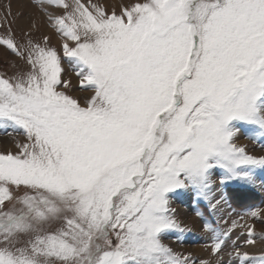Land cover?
Instances as JSON below:
<instances>
[{"label":"snow or ice","instance_id":"6c2138e0","mask_svg":"<svg viewBox=\"0 0 264 264\" xmlns=\"http://www.w3.org/2000/svg\"><path fill=\"white\" fill-rule=\"evenodd\" d=\"M36 2L92 94H67L47 37H0L29 66L0 76V133L23 137L0 152V264H195L163 243L185 231L171 195L191 188L211 203L214 169L221 184L264 169L234 142L241 124L264 136V0H137L119 13ZM204 228L218 255L230 230Z\"/></svg>","mask_w":264,"mask_h":264},{"label":"rangeland","instance_id":"374dc122","mask_svg":"<svg viewBox=\"0 0 264 264\" xmlns=\"http://www.w3.org/2000/svg\"><path fill=\"white\" fill-rule=\"evenodd\" d=\"M68 2L72 3V0ZM90 2L103 5L109 13L113 9L119 13L122 7L129 6L137 0H118L114 4L109 0H81L85 5ZM48 10L56 15H61L64 11L52 7ZM9 31L18 45L25 44L29 39L44 43V38L47 37V46L55 48L62 57V66L65 69L62 78L70 81V87L64 90L81 103L85 97L91 96V90L81 87L80 77L72 70L67 58L63 57L64 40L52 26L48 15L41 11L36 0H0V37L7 35ZM28 67L24 59L12 53L6 46L0 45V76L11 77L22 69L27 70ZM239 129L234 142L244 147L249 155L264 156V136L250 125L241 124ZM17 140H23V137L0 133V152L8 150L15 152ZM253 173V184L237 180L221 184L224 172L220 168L214 169L212 172L214 198L211 203L197 197L191 188L176 190L170 197V206L174 209L176 220L185 231L167 232L163 243L178 253L190 255L195 264H201V261L207 264H241L235 255L237 250L248 253L250 257L264 256V239L261 238L264 236V220L247 215L251 210L264 209V169L255 168ZM221 195H224L225 200L213 208L212 205ZM197 211L201 215H196ZM206 223L216 229L230 230L223 250L218 255L211 252L212 234L204 228ZM249 226L254 233L253 244L246 243ZM246 264L256 262L249 260Z\"/></svg>","mask_w":264,"mask_h":264},{"label":"bare ground","instance_id":"6f19581e","mask_svg":"<svg viewBox=\"0 0 264 264\" xmlns=\"http://www.w3.org/2000/svg\"><path fill=\"white\" fill-rule=\"evenodd\" d=\"M107 1V0H106ZM109 1H112V3L114 4V2L118 1V0H109ZM110 3V2H109Z\"/></svg>","mask_w":264,"mask_h":264}]
</instances>
